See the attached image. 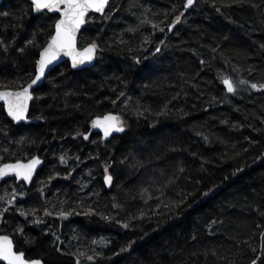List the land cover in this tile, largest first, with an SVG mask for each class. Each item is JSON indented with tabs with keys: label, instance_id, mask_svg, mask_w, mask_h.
<instances>
[{
	"label": "trees",
	"instance_id": "1",
	"mask_svg": "<svg viewBox=\"0 0 264 264\" xmlns=\"http://www.w3.org/2000/svg\"><path fill=\"white\" fill-rule=\"evenodd\" d=\"M184 2L110 0L78 37L79 47L97 44L92 66L54 67L33 91L27 123L15 124L0 105L2 162L43 159L29 187L0 182V209L12 187L26 194L15 206L40 216L25 219L14 208L0 222L27 258L264 264V87H250L264 85V0H195L186 11ZM57 18L35 14L29 0L0 3V41L8 46L0 47V89L33 78ZM223 77L236 83L235 94ZM108 112L122 116L125 130L85 141L91 121Z\"/></svg>",
	"mask_w": 264,
	"mask_h": 264
},
{
	"label": "snow or ice",
	"instance_id": "2",
	"mask_svg": "<svg viewBox=\"0 0 264 264\" xmlns=\"http://www.w3.org/2000/svg\"><path fill=\"white\" fill-rule=\"evenodd\" d=\"M32 9L34 12H40L42 10H48L50 12H58L60 18L55 23V32L51 35L46 47H44L39 52V58L36 60V72L35 78L27 86H20L16 90H0V101L3 102L2 107L6 110L7 116L11 118L14 122H21L26 119L25 114L28 111L29 101L33 99V95L30 89L37 85L41 81L42 77L45 75V70L56 61L61 54L68 56L72 60V67L76 68L79 65L85 64L93 60L97 44L95 42L89 44L83 49H78L76 44L77 32L81 29V26L85 24L86 16L89 12H95L104 14L105 8L109 3V0H30ZM194 0H186L183 5L185 9L191 7ZM219 11V9H217ZM183 16V12L175 17L172 25H169L168 30H172V26L178 23ZM154 28L158 25H153ZM164 31V29H159ZM129 31H135V29L130 28ZM147 42V41H146ZM163 43V42H161ZM0 47L3 48L4 52L8 51V46L0 41ZM160 51L159 48L156 49ZM22 51V50H21ZM137 63L139 61L137 60ZM201 63H204L201 61ZM222 83L226 87V91L230 94H235L237 91L236 83L229 77H223ZM239 84H248L245 80H240ZM252 89H257L258 87H264V85L258 86L255 83L250 84ZM124 93L121 92L120 96ZM115 104L116 101H113ZM142 113H138L140 115ZM91 127L93 129H101L104 138H108L114 132H123L124 121L119 115L106 114L102 117H96L91 121ZM78 135H80L78 133ZM85 140L89 139L87 134L83 137ZM79 160V157L76 158ZM3 158L0 157V180L6 177H14L15 181H23L25 183H30L33 178V174L37 170L42 161L38 156H33L26 162L22 160H16L15 162H2ZM61 164H67V158L65 155L59 157ZM104 183L111 186L113 182L112 175L108 174L109 166H105ZM71 175V173H69ZM54 177H49V180ZM67 179V177H65ZM146 191V190H145ZM17 195L23 196L24 193H17L16 189L13 188L10 198L7 199L6 203L10 207L14 204L17 199ZM4 197H0V201H3ZM113 207H118V205H113ZM9 210L8 207L0 209V218L3 217L4 213ZM52 213L45 210V215H51ZM20 215L27 219L29 213L20 211ZM59 215L62 218H66L70 213L60 212ZM105 219H110V217H104ZM34 223L39 224L41 220L37 219ZM123 227H129L128 224H124ZM17 232L20 235H24L23 228H18ZM58 239V237H57ZM93 245L106 246L103 240L92 241ZM127 249H121V251H126ZM59 251V249H57ZM81 257L85 256V253L80 252ZM93 255L86 256L88 261L94 260ZM0 262L2 264H42L39 259H27L23 251L14 250L13 239L8 235H0ZM77 264H82L81 260L77 259ZM252 264H256V260H253Z\"/></svg>",
	"mask_w": 264,
	"mask_h": 264
},
{
	"label": "water",
	"instance_id": "3",
	"mask_svg": "<svg viewBox=\"0 0 264 264\" xmlns=\"http://www.w3.org/2000/svg\"><path fill=\"white\" fill-rule=\"evenodd\" d=\"M2 1H3V0H0V3H2ZM29 1H30V0H29ZM109 3H110V0H109ZM109 3H108V4H109ZM185 3H186V0H185L184 4H185ZM194 3H195V0H194ZM194 3H193V5H194ZM193 5H192V6H193ZM107 6H108V5H107ZM107 6H106V8H107ZM192 6H191V7H192ZM191 7L187 8V9L184 8V11L189 10ZM106 8H105V11H106ZM43 11H46V12H48V13H53V14L56 13V14H58V18H57V20L60 18V15H59L58 12H50V11H48V10H42V11H40V12H43ZM33 12H34V11H33ZM40 12H34V13H35V14H38V13H40ZM91 13H95V12H89V14H91ZM104 13H105V12H104ZM89 14H88V15L86 16V18H85V20H86L85 24H83V25L81 26V29L77 32V36H76V44H77V48H78V49H83L84 47H87V46L89 45V44H87V45H85V46H83V47H79V46H78V37H79V34H80L81 30L86 26V24H87V18H88V16H89ZM97 14H99V15H103V14H100V13H97ZM57 20H56V21H57ZM56 21H55V23H56ZM55 23H54V29H53V33H52V35H53L54 32H55ZM171 25H172V24H171ZM173 26H174V25H173ZM173 26H172V28H173ZM49 39H50V38H49ZM49 39H48V41H49ZM48 41H47L46 44L41 48V50H42L44 47H46ZM41 50H40V51H41ZM96 54H97V50H96V52H95V55H94L93 60H91V61H89V62H86L85 64L79 65V66H77L76 68H73V67H72V60H71L70 57L61 54L60 57H59L56 61H54L53 64L50 65V66L45 70V75H44V77H42L41 81H39L37 85L33 86V89H30V92H31L32 95H33V91H34L35 89L39 88V87L42 85V83H43L45 77L47 76V74H48V73H49L54 67H56L58 64H60L61 62L68 61L72 69H81V68H85V67H90V66H92V65L95 63V61H96ZM38 58H39V57H38ZM35 72H36V67H35ZM34 78H35V74H34V76H33L32 79H34ZM32 79H31V80H32ZM31 80H30L28 83H26L24 86H27V85L31 82ZM0 90H16V89L3 88V89H0ZM32 100H33V99H32ZM32 100H30V101H29V104H28V111H27V113L25 114L26 119L23 120V121H21V122H19V123L13 121L15 124H20V123H27V122H29V119H28V112H29V107H30V104H31ZM2 104H3V102L0 101V105H2ZM5 113H6V110H5ZM109 113L117 115V114L114 113V112H108V113H106V114H109ZM106 114H104V115H106ZM6 115H7V113H6ZM104 115H102V116H104ZM102 116H99V117H102ZM96 117H98V116H96ZM96 117H95V118H96ZM95 118H94V119H95ZM9 119H11V118L9 117ZM124 128H125V126H124ZM92 133H99L100 136H101V138H102V140H103V141H107V140H109L112 136H114V135H116V134H120V133H122V132H118V133H117V132H114V133H112V135L109 136L108 138H104V136H103V132H102L101 129H93L92 127H90V129L88 130V132L85 133V134H87V135L90 137V135H91ZM83 137H84V135H83ZM84 140H85V139H84ZM85 141H88V140H85ZM34 156H38V155H34ZM32 157H33V156H32ZM38 157H39V156H38ZM30 158H31V157H30ZM30 158H29V159H30ZM39 158L41 159L42 163H41L39 166H37V170H36V172L33 174L32 181H31L30 183H25V182H23V181H15L16 183H23L26 187H29V186L31 185V183L33 182L34 178L36 177V174L38 173L39 169H40V168L42 167V165H43V159H42L41 157H39ZM27 160H28V159H27ZM27 160H22V161L26 162ZM9 162H15V161H9ZM5 163H8V162H5ZM108 174H109V173H108ZM9 178H13V179L15 180L14 177H6V178H4L3 180H0V182L4 181V180H6V179H9ZM103 181H104V178H103ZM104 184H105V183H104ZM105 185H106V184H105ZM111 185H112V184H111ZM106 186L109 187V185H106ZM0 235H7V234H2V233H0ZM8 236H9V235H8ZM9 237L12 238L11 236H9ZM13 242H14V241H13ZM14 250H15V244H14ZM39 260H41V259H39ZM41 262H42V264H44V262H43L42 260H41Z\"/></svg>",
	"mask_w": 264,
	"mask_h": 264
},
{
	"label": "rangeland",
	"instance_id": "4",
	"mask_svg": "<svg viewBox=\"0 0 264 264\" xmlns=\"http://www.w3.org/2000/svg\"><path fill=\"white\" fill-rule=\"evenodd\" d=\"M178 15H180V14H178ZM178 15H176V16H178ZM175 16V17H176ZM175 17H174V20H175ZM155 29V28H154ZM156 29H158V28H156ZM121 117V119L123 120V118H122V116H120ZM124 121V120H123ZM69 177L70 176H68V178L67 179H69ZM44 187V184L43 183H40L39 184V186H38V189H42ZM12 190H13V188L11 187V192H12ZM17 191V193H20V192H23L22 190H16ZM24 193V192H23ZM17 196H19V195H17ZM24 199V198H26V194L24 193V195L21 197V196H19L18 197V199L20 200V199ZM17 203V206H15V204H13L12 206H8L7 204L6 205H2L1 206V209L2 208H4V207H8L9 208V210L7 211V212H5V213H8V212H11L12 210H14V208L16 209L17 208V210H19L20 211V208L18 207L19 206V202H16ZM45 209V208H44ZM43 209V210H44ZM40 209H39V206H38V208H37V211H39ZM30 217H31V219H36V218H39L40 216H38V214L35 212V210L34 211H32L30 214ZM67 217H69V215H67ZM2 221V218H0V222Z\"/></svg>",
	"mask_w": 264,
	"mask_h": 264
},
{
	"label": "flooded vegetation",
	"instance_id": "5",
	"mask_svg": "<svg viewBox=\"0 0 264 264\" xmlns=\"http://www.w3.org/2000/svg\"><path fill=\"white\" fill-rule=\"evenodd\" d=\"M15 250H16V247H15ZM26 258H27V257H26ZM27 259H30V260H31V259H38V258H27ZM0 263H2V262H0Z\"/></svg>",
	"mask_w": 264,
	"mask_h": 264
}]
</instances>
